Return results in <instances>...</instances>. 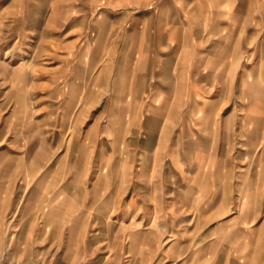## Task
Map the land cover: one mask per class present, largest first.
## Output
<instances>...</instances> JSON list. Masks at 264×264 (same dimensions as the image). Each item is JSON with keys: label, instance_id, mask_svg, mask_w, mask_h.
Masks as SVG:
<instances>
[{"label": "rangeland", "instance_id": "1", "mask_svg": "<svg viewBox=\"0 0 264 264\" xmlns=\"http://www.w3.org/2000/svg\"><path fill=\"white\" fill-rule=\"evenodd\" d=\"M44 1L0 0V264H246L233 257L235 220L242 216V183L263 182L264 125L260 146L251 148L254 163L251 155L236 157L241 153L232 145L239 129L256 125L248 108L262 100L232 92L226 102L234 110L218 114L230 138L222 148L229 160L224 171L236 177L224 179L221 209L212 205L199 216L184 205L193 198L213 202V178H199L204 191L191 195L192 178L215 169L192 161L202 149L196 144L204 124L192 126L193 132L177 113L164 120L162 112L158 124H145L143 110H120L121 61L131 62L136 53L145 57L120 47L141 36L111 34L104 41L109 50H93L88 26L97 17L74 20L70 2ZM100 21L109 27L110 20ZM106 55L105 69L104 61L90 65ZM254 57L242 53V63ZM19 62L25 67L17 68ZM242 63L240 77L247 68ZM247 168L255 178L241 177ZM256 202L261 209L251 216L253 228L243 230L264 224L261 195ZM210 238L222 244V258H214V248L199 251Z\"/></svg>", "mask_w": 264, "mask_h": 264}, {"label": "crops", "instance_id": "2", "mask_svg": "<svg viewBox=\"0 0 264 264\" xmlns=\"http://www.w3.org/2000/svg\"><path fill=\"white\" fill-rule=\"evenodd\" d=\"M46 2L48 0L44 1ZM51 2L59 3L60 0ZM64 2L73 4L74 20L84 21L97 17V21L91 22L88 26L95 34L96 46L93 50L101 49L103 52L109 50L111 46L104 44V41L106 36L111 34L129 35V40L132 36H141L137 39L141 42L132 44L133 42L129 41V44L120 47L122 51L132 49L145 53V57H139L136 53L129 63L121 61L119 71L121 78L117 80L121 84L120 110H143L142 121L145 124L152 122L158 124L162 112L167 115L164 120L169 118L170 114L182 115V123L186 127L190 126L191 130L192 126L204 124L205 131L200 132L201 140L196 144L202 149H199L200 153L192 161L196 164L213 163L215 169L206 174H199L197 165L195 173L198 175L192 178L194 185L191 188V195H195L196 191H204V185L199 178H213L215 186L213 202L197 203L193 198V202L190 201L184 206L190 211L198 212L196 214L199 216L213 206L220 210L224 200V179L236 176L230 169L224 171L223 163L229 160L226 156L228 154L226 151L224 153L222 148L224 145L225 147L230 145V138L224 137L222 123L218 124L220 120L217 116L226 108L234 110L235 107H229L231 101L226 102L233 94L235 97L240 95L243 98L262 100V105L248 108L250 117L255 120L256 125L248 129V132L239 129L237 140L232 145L237 146L238 154L241 153L236 157L251 155L250 162L254 163L256 157L251 148L260 146L259 129L260 125H264V39H260L259 43L255 41L260 32H264V0H64ZM53 8L55 9L52 7L50 11L51 17L54 14ZM100 19L110 20L109 27L106 28L103 22H98ZM164 50L167 53H164ZM245 52L250 57L255 56L250 58L253 59L252 63H249V59L242 63V53ZM106 58L107 55L96 63L89 64L97 68L104 61L105 69L108 63ZM240 63L247 67L242 71V77L238 74ZM234 82L236 85L233 86ZM148 115L150 117H147ZM174 119L173 117L171 120L175 122ZM212 124L215 125L214 130L210 127ZM140 128V132L142 131L145 136L151 132L146 127ZM135 145L137 146V143ZM210 148H215L213 154ZM249 169H242L239 172L241 177L247 180L255 178ZM261 175L264 177V172ZM239 176L238 174L237 178ZM241 188L244 197L237 211L242 213V216L235 220L238 229L234 231L237 247L233 257L248 260L246 264H255L254 260H257L256 264H264V224L259 225L257 230L242 229L245 225L253 228L254 221L251 216L255 210L261 209L256 197L262 196L261 204L264 207V178L262 184L255 185L246 181L242 183ZM192 203L198 206L195 207ZM192 220L193 218H190L187 223L190 224ZM197 221L201 220L198 218ZM195 225L196 223L193 226ZM219 231L221 232L220 229H214L213 232ZM244 231L246 234L241 236L240 233ZM256 232L261 235L254 237ZM200 236H196L195 239L200 240ZM173 239L168 238L166 242L171 243ZM221 245L215 238H210L199 251L203 248L204 250L214 248L216 253L214 258H222ZM245 249L248 251L245 252ZM125 257L132 258L130 254Z\"/></svg>", "mask_w": 264, "mask_h": 264}, {"label": "bare ground", "instance_id": "3", "mask_svg": "<svg viewBox=\"0 0 264 264\" xmlns=\"http://www.w3.org/2000/svg\"><path fill=\"white\" fill-rule=\"evenodd\" d=\"M30 47H31V46H30ZM30 49H31V48H30ZM34 54H35V53H34ZM34 54H33V55H34ZM6 55H7V52L5 53L4 58H6ZM28 57L31 58L30 55H29ZM24 63H25V62H19V64H18L16 67H17V68H22V67L25 65ZM24 67H25V66H24ZM24 75L26 76V73H25V74L23 73V76H24ZM103 203H105V202H103ZM105 204H107V203H105ZM105 204H104V205H105ZM104 205H103V206H104ZM73 220H74V219H73Z\"/></svg>", "mask_w": 264, "mask_h": 264}]
</instances>
